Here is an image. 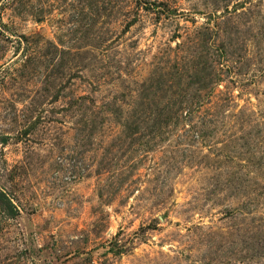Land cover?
I'll use <instances>...</instances> for the list:
<instances>
[{
  "label": "rangeland",
  "instance_id": "rangeland-1",
  "mask_svg": "<svg viewBox=\"0 0 264 264\" xmlns=\"http://www.w3.org/2000/svg\"><path fill=\"white\" fill-rule=\"evenodd\" d=\"M0 195V264H264V0H0Z\"/></svg>",
  "mask_w": 264,
  "mask_h": 264
},
{
  "label": "trees",
  "instance_id": "trees-1",
  "mask_svg": "<svg viewBox=\"0 0 264 264\" xmlns=\"http://www.w3.org/2000/svg\"><path fill=\"white\" fill-rule=\"evenodd\" d=\"M0 197H1V198H4V196H2V195H0ZM9 206H10V205H9ZM12 212H13V213H12ZM12 212H9V214H8L10 217L14 215V211H12Z\"/></svg>",
  "mask_w": 264,
  "mask_h": 264
}]
</instances>
